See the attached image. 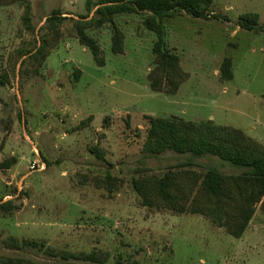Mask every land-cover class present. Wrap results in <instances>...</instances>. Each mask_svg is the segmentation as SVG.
<instances>
[{
    "label": "rangeland",
    "instance_id": "1",
    "mask_svg": "<svg viewBox=\"0 0 264 264\" xmlns=\"http://www.w3.org/2000/svg\"><path fill=\"white\" fill-rule=\"evenodd\" d=\"M86 1L28 0L33 31L22 23V5L0 8V165L16 161L0 166V204L18 207L9 214L0 210V258L90 264L7 246L14 239L43 242L58 253H107L106 264H264V213L258 208L236 239L201 216L143 208L130 183L135 170L161 174L188 162L197 170L238 173L214 157L142 153L146 117L210 120L264 144V0H214L218 20L180 14L164 21L166 47L189 74L175 95L149 88L156 35L143 26V14L114 17L124 35L123 54L111 51L112 26L86 31L104 60L96 65L71 22L94 15L97 0L90 11ZM55 10L67 19L63 36L35 72L36 64L22 65L18 51L40 46L47 33L40 29ZM244 13L259 15L256 32L240 28ZM225 57L233 63L230 81L220 74ZM93 147L105 161L90 154ZM107 173L122 180L110 194L92 182Z\"/></svg>",
    "mask_w": 264,
    "mask_h": 264
},
{
    "label": "trees",
    "instance_id": "2",
    "mask_svg": "<svg viewBox=\"0 0 264 264\" xmlns=\"http://www.w3.org/2000/svg\"><path fill=\"white\" fill-rule=\"evenodd\" d=\"M214 0H97L94 4V15L88 14L71 19L73 32L79 43L87 48L98 67L104 66L101 50L86 31L95 30L105 25L112 26L111 51L123 54L124 35L114 26V17L121 14H143V26L156 35L152 47V69L147 75L151 91L166 95H175L180 86L189 79V74L180 66L179 57L166 47L164 21L185 14L193 19L218 20L212 13ZM20 4L24 7L21 17L25 29L33 31L30 23V6L28 0H0V8ZM91 0L86 1L90 11ZM259 15L244 13L238 17L240 28L248 32H256ZM67 20L59 10H55L46 18L40 31H47L41 37L38 47L26 51H18L19 57L26 62L34 63L35 72L57 47L63 33L60 29ZM233 63L225 57L220 66L221 78L230 81L233 78ZM77 78V77H76ZM0 85L5 84L1 80ZM146 139L142 153L159 156L167 151L178 155H190L194 159L214 157L234 167L238 173L226 174L217 168L197 170L191 163L178 164L156 174L147 169H138L131 178V187L140 205L148 210L168 212L172 215H198L222 229L227 235L240 239L249 227L257 208L264 213V144L246 135L243 131L229 127L214 125L212 121H187L181 118L146 117ZM91 117L82 121L78 129L87 126ZM97 160L105 161L104 154L97 147L89 149ZM15 159L5 161L0 166L8 169ZM139 175V176H136ZM87 178L84 177L86 181ZM93 185L112 193L122 184V180L111 176L93 177ZM18 207L12 201L0 204V210L12 213ZM7 246L16 249H31L41 252L50 258H58L62 262H83L90 264H106L107 253L93 251L91 253H58L47 248L45 243L14 239ZM0 264H41L24 258H0ZM117 264H141L137 260Z\"/></svg>",
    "mask_w": 264,
    "mask_h": 264
}]
</instances>
